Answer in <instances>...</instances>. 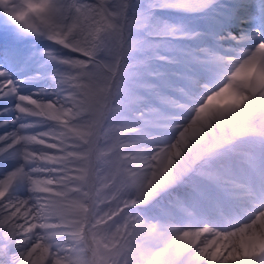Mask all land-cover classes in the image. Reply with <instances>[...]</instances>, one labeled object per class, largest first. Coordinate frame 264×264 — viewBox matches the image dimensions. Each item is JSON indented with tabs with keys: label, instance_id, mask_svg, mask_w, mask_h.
<instances>
[{
	"label": "snow or ice",
	"instance_id": "1",
	"mask_svg": "<svg viewBox=\"0 0 264 264\" xmlns=\"http://www.w3.org/2000/svg\"><path fill=\"white\" fill-rule=\"evenodd\" d=\"M0 264H264V0H0Z\"/></svg>",
	"mask_w": 264,
	"mask_h": 264
}]
</instances>
